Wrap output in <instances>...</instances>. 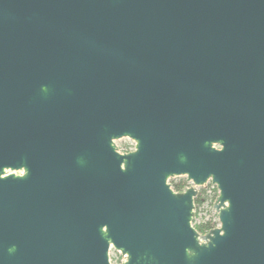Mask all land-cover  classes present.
Returning <instances> with one entry per match:
<instances>
[{
    "label": "water",
    "instance_id": "obj_1",
    "mask_svg": "<svg viewBox=\"0 0 264 264\" xmlns=\"http://www.w3.org/2000/svg\"><path fill=\"white\" fill-rule=\"evenodd\" d=\"M111 248L264 264V0H0V264Z\"/></svg>",
    "mask_w": 264,
    "mask_h": 264
},
{
    "label": "rangeland",
    "instance_id": "obj_2",
    "mask_svg": "<svg viewBox=\"0 0 264 264\" xmlns=\"http://www.w3.org/2000/svg\"><path fill=\"white\" fill-rule=\"evenodd\" d=\"M116 146L117 148H121V147H131L132 145V141L124 138L121 140H117L116 142ZM179 179H183V178H175V179H169V183H171V181H178ZM203 190L205 193L204 195L208 196V200L205 201L197 210V216H194V223H198L200 221V219H209L210 217H213V214L215 213L213 210V204L215 202V200H213V198H210L211 196H213V188L208 185L204 188H198V191ZM217 190V189H216ZM218 194V191H217ZM109 257L110 259L115 263V264H122L125 261V258L118 253L117 251H115L113 248L110 249L109 251Z\"/></svg>",
    "mask_w": 264,
    "mask_h": 264
},
{
    "label": "trees",
    "instance_id": "obj_3",
    "mask_svg": "<svg viewBox=\"0 0 264 264\" xmlns=\"http://www.w3.org/2000/svg\"><path fill=\"white\" fill-rule=\"evenodd\" d=\"M183 185H185V179H179L178 181H171L170 187H172V190L174 192H181L183 190ZM204 191H199L197 197L194 199V206H195V217L197 216L196 210L205 202L208 200V196L204 195ZM217 190L213 189V196L210 198H213L215 200L217 198ZM216 215L213 214V217H210L209 219H200L198 223H194L193 226L200 234H206L210 230L216 228L217 222L215 221Z\"/></svg>",
    "mask_w": 264,
    "mask_h": 264
},
{
    "label": "built area",
    "instance_id": "obj_4",
    "mask_svg": "<svg viewBox=\"0 0 264 264\" xmlns=\"http://www.w3.org/2000/svg\"><path fill=\"white\" fill-rule=\"evenodd\" d=\"M118 149L129 152V151L134 149V142L132 143L131 147H121ZM175 178H177V177H175ZM175 178H172V179H175ZM178 178H184L185 179V185H183V187H182L183 189H186V188L192 186V183L188 182L185 177H178ZM208 185H210L213 189H216V187L214 185H212L210 182H208L207 184H205L204 186H202L200 188H204ZM198 193H199V191H198ZM214 214L216 215V213H214ZM215 221L217 222V226H219L217 215L215 217ZM192 224H194V222H192Z\"/></svg>",
    "mask_w": 264,
    "mask_h": 264
},
{
    "label": "clouds",
    "instance_id": "obj_5",
    "mask_svg": "<svg viewBox=\"0 0 264 264\" xmlns=\"http://www.w3.org/2000/svg\"><path fill=\"white\" fill-rule=\"evenodd\" d=\"M221 236H223V235H221ZM200 243H201V244H203L204 242H203V241H201Z\"/></svg>",
    "mask_w": 264,
    "mask_h": 264
},
{
    "label": "snow or ice",
    "instance_id": "obj_6",
    "mask_svg": "<svg viewBox=\"0 0 264 264\" xmlns=\"http://www.w3.org/2000/svg\"><path fill=\"white\" fill-rule=\"evenodd\" d=\"M221 235H224V233L222 232Z\"/></svg>",
    "mask_w": 264,
    "mask_h": 264
}]
</instances>
